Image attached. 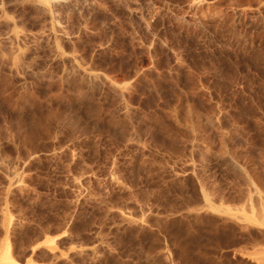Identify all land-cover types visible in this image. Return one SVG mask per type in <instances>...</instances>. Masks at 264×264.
<instances>
[{"label": "rangeland", "instance_id": "rangeland-1", "mask_svg": "<svg viewBox=\"0 0 264 264\" xmlns=\"http://www.w3.org/2000/svg\"><path fill=\"white\" fill-rule=\"evenodd\" d=\"M0 264H264V0H0Z\"/></svg>", "mask_w": 264, "mask_h": 264}, {"label": "bare ground", "instance_id": "bare-ground-1", "mask_svg": "<svg viewBox=\"0 0 264 264\" xmlns=\"http://www.w3.org/2000/svg\"><path fill=\"white\" fill-rule=\"evenodd\" d=\"M189 250V249H188ZM188 254V253H187Z\"/></svg>", "mask_w": 264, "mask_h": 264}]
</instances>
